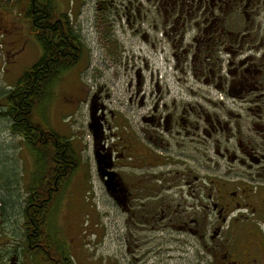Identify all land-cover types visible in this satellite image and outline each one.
Listing matches in <instances>:
<instances>
[{
    "label": "flooded vegetation",
    "instance_id": "obj_1",
    "mask_svg": "<svg viewBox=\"0 0 264 264\" xmlns=\"http://www.w3.org/2000/svg\"><path fill=\"white\" fill-rule=\"evenodd\" d=\"M46 1L0 0V73L6 76L0 85V141L12 152L18 136L36 164H43V153L32 150L33 137L46 149L54 146L56 155L52 182L39 181L37 171L29 170L21 187L25 196L16 193L14 160L0 164V237H5L0 238V264H69L53 218L64 192V141L71 143L59 134L53 144L42 128L27 134L14 127L17 89L28 87L26 77L35 81L43 54L37 39L43 23L36 21L35 5L45 17ZM156 1L166 12L163 35L171 55L183 56L198 85L188 89L194 103L184 98L178 104L157 96L156 83L151 109L139 117L136 142L110 141L104 105L95 103L100 138L93 140V156L105 154L109 164L104 176L96 164L97 175L125 215L128 230L133 226L138 233L136 255L128 261L126 250L120 264L146 263L162 245L168 258V252L177 251L186 264H264V0ZM63 13L57 8L55 15ZM36 48L39 57L15 79L18 57ZM90 123L91 95L88 129ZM208 148L240 165L222 170L208 157ZM118 156L135 157V162L120 163ZM108 173H114L110 187Z\"/></svg>",
    "mask_w": 264,
    "mask_h": 264
},
{
    "label": "rangeland",
    "instance_id": "obj_2",
    "mask_svg": "<svg viewBox=\"0 0 264 264\" xmlns=\"http://www.w3.org/2000/svg\"><path fill=\"white\" fill-rule=\"evenodd\" d=\"M55 1L79 34L82 52L75 65L61 74L44 104L43 120L69 139L78 160L53 219L64 238L69 264H120L126 250L128 261L136 255L138 233L133 226L128 230L125 215L108 197L97 175L93 136L88 129L90 95L91 101L104 105L105 134L118 145L121 137L137 141L139 117L151 109L156 83L160 90L157 96L176 100L178 104L185 99L195 102L194 96L188 95V89L196 90L198 83L183 56L171 55L170 40L163 35L166 12L162 6L158 8L156 0ZM8 10L12 16V6ZM40 54V48L24 50L18 57L15 79ZM5 80L6 76L0 73L1 86ZM14 139L12 152L7 143L0 141V164L9 165V160H14L16 193L25 196L26 189L21 187L28 172L35 174L40 165L35 163L34 154L28 155L23 150L21 139L18 136ZM7 153L12 157L8 159ZM208 157L222 170L228 169V165H240L238 161L215 155L211 148H208ZM118 159L124 164L135 162V157L118 156ZM126 236L131 247L126 245ZM162 247L159 255L155 251L144 263L158 264L157 259L163 256L159 264H186V259L180 256L182 253L172 250L168 258Z\"/></svg>",
    "mask_w": 264,
    "mask_h": 264
},
{
    "label": "trees",
    "instance_id": "obj_3",
    "mask_svg": "<svg viewBox=\"0 0 264 264\" xmlns=\"http://www.w3.org/2000/svg\"><path fill=\"white\" fill-rule=\"evenodd\" d=\"M56 5L55 0L46 1L45 17H43L42 11L39 10L40 5H35L37 14L36 21L43 23L37 35L43 54L36 63L37 73L34 76L35 81L33 83L30 81L29 83L28 80L30 78L26 77L25 79L28 82V87L26 89L23 87L17 89V96L15 99L16 120L14 123L16 131H21V133L22 131H26L27 134H29L34 127L37 128L36 131H40V128H42V130L44 129L49 139L51 138L50 136L54 138L53 144H55L56 139H60L62 136L55 132L48 125L47 121H40L36 113L43 115L45 101L49 99L48 97H51L52 89L56 82L60 79L64 71L71 68L77 62L82 52V41L79 34L74 30L71 24H69V19L66 17L65 13L60 16L55 15V13H57ZM61 48L64 51L62 55L60 54ZM62 138L65 139V137ZM37 140L38 139L34 137L31 139L32 150L36 151L39 155L43 153V157L40 156L39 158L41 160L42 157L43 164L39 162L40 168L36 172L37 178L39 181L48 179L52 182L53 178H51V175L56 171L52 167L56 158V155L53 154L55 152V147L51 145L52 147L48 146L46 149L45 144L42 145ZM64 143L63 187L65 190L69 179L78 166V160L70 144L66 140Z\"/></svg>",
    "mask_w": 264,
    "mask_h": 264
},
{
    "label": "water",
    "instance_id": "obj_4",
    "mask_svg": "<svg viewBox=\"0 0 264 264\" xmlns=\"http://www.w3.org/2000/svg\"><path fill=\"white\" fill-rule=\"evenodd\" d=\"M96 112H97V107L92 100L91 101V123L89 124V130H91L93 140L95 141L100 138V124H99V120L96 115ZM106 158H107V155L105 154L99 155L95 153L97 169L98 171H100L102 176H104V173L102 172L104 167L109 166V164L105 161ZM108 175H109V179L105 181V185L107 187H110L111 185H115V183L112 182L114 181V173H108Z\"/></svg>",
    "mask_w": 264,
    "mask_h": 264
}]
</instances>
